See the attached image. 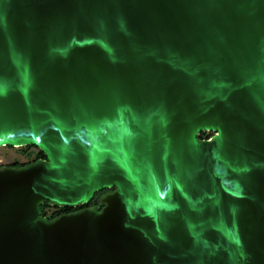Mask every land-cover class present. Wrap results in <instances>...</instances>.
Returning a JSON list of instances; mask_svg holds the SVG:
<instances>
[{
  "label": "water",
  "instance_id": "obj_1",
  "mask_svg": "<svg viewBox=\"0 0 264 264\" xmlns=\"http://www.w3.org/2000/svg\"><path fill=\"white\" fill-rule=\"evenodd\" d=\"M0 142V264H264V0H0Z\"/></svg>",
  "mask_w": 264,
  "mask_h": 264
},
{
  "label": "rangeland",
  "instance_id": "obj_2",
  "mask_svg": "<svg viewBox=\"0 0 264 264\" xmlns=\"http://www.w3.org/2000/svg\"><path fill=\"white\" fill-rule=\"evenodd\" d=\"M208 131H211V135L214 133V131L212 130H208ZM24 145L26 144L23 145L0 144V166H6L15 161H17L18 163H31L38 159L44 158L42 156H39L41 147L38 146L39 147L38 148L35 145L25 147ZM49 204L51 207L49 208L47 206V208L45 209L46 210L45 217H47L49 214H52L53 213L52 211L54 210L53 203H49Z\"/></svg>",
  "mask_w": 264,
  "mask_h": 264
},
{
  "label": "trees",
  "instance_id": "obj_3",
  "mask_svg": "<svg viewBox=\"0 0 264 264\" xmlns=\"http://www.w3.org/2000/svg\"><path fill=\"white\" fill-rule=\"evenodd\" d=\"M210 135H211V131L202 130L199 133L198 136H199V138H208V137H210ZM31 145H35V146L38 147V145H36V144H26L24 146L25 147H29ZM39 153H40L39 156L47 157L46 152L43 149H41V148H40V152ZM26 164H28V163H18L17 161H15V162L10 163L9 165H13V166H23V165H26ZM111 189H113V187H104L102 189L97 190L95 192V194L93 195V197L88 202H86L84 204H79V206H77V207H73V206H61L60 207V206H57V208H59V209H57V215H55V216H53L52 218H49V219H51V220L52 219H55V218L59 217L60 215H62L64 213H71L72 211H75L76 209H81V208H84L86 206H89V204H91L94 201H100V198L102 197V195L105 192H107V191H109ZM47 206H49V203L48 202H43L42 203L41 209H42V215L43 216H46L45 215L46 214L45 213V211H46L45 209L47 208Z\"/></svg>",
  "mask_w": 264,
  "mask_h": 264
},
{
  "label": "flooded vegetation",
  "instance_id": "obj_4",
  "mask_svg": "<svg viewBox=\"0 0 264 264\" xmlns=\"http://www.w3.org/2000/svg\"><path fill=\"white\" fill-rule=\"evenodd\" d=\"M49 208L51 207L50 204L48 206ZM53 207H54V210L52 211L53 213L52 214H49L47 216V218H52L53 216L57 215V204H54L53 203ZM86 207H93V208H102L103 207V203L102 201H94L92 202L91 204H89V206H86ZM85 208V207H84ZM78 209H76L75 211H72V212H76ZM80 210V209H79ZM65 214V213H64Z\"/></svg>",
  "mask_w": 264,
  "mask_h": 264
},
{
  "label": "bare ground",
  "instance_id": "obj_5",
  "mask_svg": "<svg viewBox=\"0 0 264 264\" xmlns=\"http://www.w3.org/2000/svg\"><path fill=\"white\" fill-rule=\"evenodd\" d=\"M222 136H223V131L220 130L216 134L213 135L212 139H218V138H221ZM0 144H2V143L0 142ZM16 144L17 145H21V142H17ZM40 144L42 146H44L47 151L51 152V149H50L49 145L44 140H40Z\"/></svg>",
  "mask_w": 264,
  "mask_h": 264
}]
</instances>
